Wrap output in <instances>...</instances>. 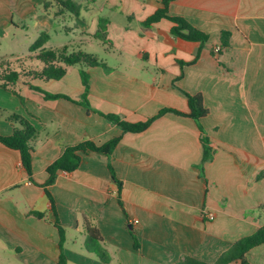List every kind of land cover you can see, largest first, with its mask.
<instances>
[{
    "label": "crops",
    "instance_id": "1",
    "mask_svg": "<svg viewBox=\"0 0 264 264\" xmlns=\"http://www.w3.org/2000/svg\"><path fill=\"white\" fill-rule=\"evenodd\" d=\"M49 1L0 0V63L15 67L27 58L24 67L41 68L30 52H19L18 32L29 39L28 51L46 32L47 47L80 50L102 63L87 69L91 107L133 123L165 108L188 113L183 91L200 94L214 155L201 169L203 133L190 117L167 113L144 132L122 135L99 113L46 100L27 82L25 107L0 87V107L18 111L40 131L32 162L37 184L20 152L0 145V264H58L60 237L43 187L47 167L65 145H102L120 135L110 158L91 152L77 171L59 172L47 188L66 229L67 264H107L88 251V226L100 232L109 264H181L186 258L217 264L264 224V0L172 1L169 14L208 35L204 44L172 35L168 19L145 26L163 6L159 0H71L81 9L78 16L54 1L45 8ZM10 30L5 43L2 34ZM30 83L75 100L84 93L79 66L61 80ZM12 133V124L0 121V134ZM247 259L264 264V244Z\"/></svg>",
    "mask_w": 264,
    "mask_h": 264
},
{
    "label": "trees",
    "instance_id": "2",
    "mask_svg": "<svg viewBox=\"0 0 264 264\" xmlns=\"http://www.w3.org/2000/svg\"><path fill=\"white\" fill-rule=\"evenodd\" d=\"M53 1L57 2L61 7V10L64 12L71 13L75 16H78L80 13V7L73 3V1L71 0H52L47 2L44 7L47 8L48 5L53 3ZM172 1L174 0H159V2L163 6L158 8L153 15H151L143 22V24L147 27H151L153 24L160 22L162 19H168L174 23V26L171 29L172 35L187 41L200 42L201 44L206 43L208 40V35L190 25L185 19L180 17H174L169 14V5ZM225 34L226 36L228 35V33ZM49 40L50 36L46 32H42L29 49V52L31 53V55H29V58H31V60L33 61L39 62L42 65L41 68L25 69L24 67H22L21 70H17L14 69V62L12 61L6 60L0 63V87L7 91H10L14 96L18 97L23 106H25L26 104V98L16 90V86L21 81V78L25 77L26 79H28V81H26V84L29 85L32 90L42 93L46 100L64 99L85 107L89 112L93 111L99 113L100 115L105 117L106 120H108L109 122L118 125L122 130V135L125 133L144 132L152 125V123L156 119L167 113L190 117L197 123L199 129L203 133V159L200 168L202 169L203 165L206 162L212 160L214 150L210 146V140L207 137L201 123L202 118L206 117L209 114L208 109L203 104L202 95H192L183 91V93L188 99V113H184L175 109L165 108L162 109L158 113V115L151 117L146 121L136 123L123 120L120 116L115 114H104L101 112H97L91 107V104L88 99L90 92V73L87 69L96 66H101L102 63L99 62L93 55L87 54L80 50L69 52L66 47L58 49L49 48L47 47ZM198 56L199 55L196 56L194 61L198 59ZM26 59H24V63L27 61ZM74 66L80 67V76L82 84L84 86V93L80 100H75L66 94L48 92L30 83L31 80L35 79H40L46 82L52 80H61L68 74L69 67ZM0 112H4L7 114V110L1 107ZM10 113L11 114L5 119L12 124L13 133L9 136L0 134V145L20 152L22 167L27 172L30 182L37 184L33 179L32 162L33 153L35 151V143L39 139L40 131L36 129V127L30 122V120L26 116L13 111ZM122 135L117 136L102 145H97L95 142L89 140L83 141L76 145H65L61 156L47 167V173L49 175V178L47 179L43 187L45 188L46 193L48 194L52 202V211L54 212V215L56 217V219L53 221V224L57 228L60 237V254L58 264L68 263V258L65 250L66 229L64 228L63 224L60 222L57 216L54 201L51 198V195L49 194L47 188L56 182L59 172L64 171L68 173H73L77 171L83 162V157L85 155L90 154L91 152H95L110 158L115 148L121 141ZM109 169L111 171L114 181L117 182L119 187L121 188L122 182L117 178L116 173L111 165H109ZM262 175H264V173ZM33 214L34 216L39 218L45 217V215L40 212H33ZM102 240L103 238L97 229L92 228L90 226L87 227L86 247L88 251L97 255V257H99V259L102 260L104 263L109 264V256L101 246ZM262 244H264V224L254 234L244 237L237 241L229 251L224 253L218 259L217 264H250L247 259V254L250 250ZM181 264L205 263L186 258L185 261Z\"/></svg>",
    "mask_w": 264,
    "mask_h": 264
},
{
    "label": "rangeland",
    "instance_id": "3",
    "mask_svg": "<svg viewBox=\"0 0 264 264\" xmlns=\"http://www.w3.org/2000/svg\"><path fill=\"white\" fill-rule=\"evenodd\" d=\"M9 33H11V30L10 31H8V32H4L2 35L4 36V40H5V43H9V39H10V37H9ZM18 38L20 39V41H19V45H18V48H19V52L21 53V54H24V55H27V54H29V51H28V44H29V39H27V38H24V36L22 35V32H18ZM3 53L2 52H0V61L2 60V55ZM30 63V62H29ZM28 63V64H29ZM35 65H38V66H40L41 64L39 63V62H33ZM20 66V67H19ZM25 66V63H20V64H17L15 67H14V69H17V70H21V67H24ZM28 68L27 69H29V68H32V67H29V66H27ZM25 69H26V67H24ZM26 81H28V79H26L25 77H22L21 78V82L19 83V84H17V86H16V90L21 94V95H23V91H22V84L24 83V82H26ZM20 104H21V101H20ZM22 105V104H21ZM27 105V101H26V104H25V106ZM24 106V107H25ZM7 110V114L6 113H1L0 112V121H5L6 119V117L7 116H9L11 113L10 112H12V110H8V109H6ZM13 112H17V113H19L18 111H14L13 110ZM21 114V113H20ZM22 115V114H21Z\"/></svg>",
    "mask_w": 264,
    "mask_h": 264
},
{
    "label": "built area",
    "instance_id": "4",
    "mask_svg": "<svg viewBox=\"0 0 264 264\" xmlns=\"http://www.w3.org/2000/svg\"><path fill=\"white\" fill-rule=\"evenodd\" d=\"M215 52H216V53H219V52H220V48H216V49H215ZM208 218H209L210 220H214V219H215V215L212 214V213H210V214H208Z\"/></svg>",
    "mask_w": 264,
    "mask_h": 264
}]
</instances>
